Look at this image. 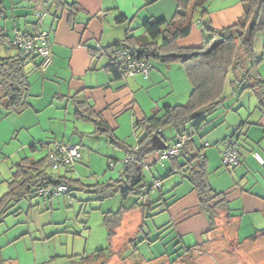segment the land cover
Masks as SVG:
<instances>
[{
  "label": "crops",
  "instance_id": "crops-1",
  "mask_svg": "<svg viewBox=\"0 0 264 264\" xmlns=\"http://www.w3.org/2000/svg\"><path fill=\"white\" fill-rule=\"evenodd\" d=\"M2 1L5 18H0V26L11 36L16 35L17 32L35 33L45 30L49 32L52 43L53 61L45 71H41L36 64L41 60L39 57L27 67L31 83L28 96L30 106L54 105L55 97L69 98L75 105L77 101H87L97 112H101L114 131L117 127V117L121 113L132 111L133 114L139 115L133 123L135 129L136 121L150 117L158 108L160 109L159 104L157 106L151 104L149 109L144 108L145 100L140 98L137 92L146 85L150 86L152 83H160L168 79L167 69L171 70L172 66L160 65L159 71L152 70L149 78L132 74L122 79H115L108 68L109 58L106 55L93 57V50L123 40L127 32L137 35L134 34L135 30L144 31L142 25L148 19H170V15L176 10V0H67L78 1L80 5L74 22L70 21L68 11L54 9L49 0ZM38 11L48 13L44 15L42 23L37 24L35 16L33 20L26 18L23 21L22 17ZM208 12L212 25L215 28H223L234 23L243 14V5L241 0H212ZM120 15H124L125 20L119 21ZM12 25L14 26L10 29ZM194 33L195 35H192ZM203 41L202 30L193 25L191 34L181 38L178 43L180 46L193 47L200 46ZM256 52L264 57L263 49H256ZM258 73L264 78V59L258 66ZM231 96H233L232 100L226 97L225 102L208 117L200 132L194 137L206 157L211 186L216 192L223 193L229 201L228 214L227 211H222L216 219V225H211L208 214L201 209L193 185L188 188V192L178 196V189L175 188L182 182L170 181L171 176L181 169L187 172V166H183L187 159L182 154L173 157L164 156V151L177 143L175 141L173 145H168L165 129L163 135L166 141L163 140L167 143V148L152 152L145 159L143 168L149 167L153 174L158 175L156 178L160 183L158 188L167 187V191L162 193L164 191L162 190L161 193L164 195V201L169 203L167 210L174 221L173 229L179 237L177 240L179 248H182L185 255L197 251L203 245L211 244L212 240L223 234L227 235L231 242L233 240V243H254L253 252L258 259V263L254 262V264H264V164L252 155L253 151H258L264 158V112L253 89L239 90ZM161 98L163 96L158 99ZM1 109L0 199L9 190L8 181L12 177L15 164L24 157L36 159L28 154L25 155L27 143L19 142L24 124L20 122L18 115H12L17 112ZM148 111H151V115H148ZM231 136L239 140L240 156L243 161L242 165L233 169L224 167L220 159L224 140ZM173 137H178L176 129ZM30 144L32 147L37 142L30 140ZM127 147H124L128 151L127 155H131L130 150L135 151L138 146L130 147V150ZM36 149L37 145L32 147V150ZM49 151L50 149L47 154ZM74 167L63 168L58 172L65 173L73 170ZM9 171H11L10 177H8ZM172 183L177 184L171 185ZM54 197L56 196L48 199L40 196L24 198L0 217V263L53 264L58 257H61L52 243L60 231L59 225L63 223L58 212L61 200L71 201L72 195L60 194L57 200ZM171 197L173 199L169 202L168 199ZM123 206L130 207L123 204L120 208ZM131 211L133 210L125 214ZM141 213V218L134 226L135 230L146 221L143 222V214L146 211L142 209ZM123 222L122 219L117 229V236L113 240V255L119 254L120 248L131 244L132 237L121 240L118 234ZM99 249L91 250L89 253L85 251L90 258L84 260V264H101L105 257H96L95 253ZM238 253L242 254L241 251ZM164 257H159L157 261L155 259L148 261L150 264H171L169 258ZM179 257L175 259L177 262L183 260ZM107 264L111 263L108 261Z\"/></svg>",
  "mask_w": 264,
  "mask_h": 264
},
{
  "label": "trees",
  "instance_id": "trees-1",
  "mask_svg": "<svg viewBox=\"0 0 264 264\" xmlns=\"http://www.w3.org/2000/svg\"><path fill=\"white\" fill-rule=\"evenodd\" d=\"M39 1L43 0H35V2ZM49 1L54 9L68 11L70 21H75L80 9L78 1ZM211 1L176 0V10L170 19H148L142 25L143 34L133 35L127 32L123 40L93 50V57L106 55L109 58L108 68L115 79L128 76L127 63L114 58L115 48L123 47L138 60L149 61L150 64L153 58L165 63H182L192 83V91L186 103L166 104L158 108L150 117L136 121L135 128L142 126L145 135L140 139L137 150L129 149L135 156V160L125 162L123 178L115 183L110 182L97 187L98 197L101 200L119 192L123 199L130 195H138V197L130 207L123 206L117 211L104 212L103 221L108 229L109 245L97 250L96 257H104L106 249L112 250L117 229L127 211L139 208L145 210L146 206L152 207L153 201L149 193L153 184L148 188L147 193L143 192L146 186L143 163L152 152L157 151L152 146V136L159 134L166 141L163 130L168 127H174L177 130L178 139L186 136L180 153L187 159L183 166H187V176L197 191L200 207L208 214L211 225H216V219L222 211H227L228 214L229 201L223 193L216 192L211 186L206 157L194 137L200 132L208 117L225 102L228 81L235 92L253 89L259 98L260 108L264 112V78L258 73V66L264 57L257 54L255 47L256 36L264 29V0H241L243 14L234 23L223 28H215L212 25L208 12ZM41 14L40 11L36 12L37 24L43 22L44 17L40 20ZM194 17H197L200 22L204 42L200 46H180L178 41L190 35L193 30ZM0 18H5L2 0H0ZM118 20H125V16L120 15ZM41 31L43 30L35 33L17 32L16 35L11 36L0 26V107L7 111L22 113L30 106L28 96L31 83L27 67L31 62H36L38 57L41 59L39 64L36 63L39 69L43 62L41 56L36 53H26L23 48L15 44V40L19 33L31 37ZM207 32L211 36L205 39ZM76 105L79 117L94 121L97 127L96 132L105 133L113 142H117L114 129L109 126L101 112H97L87 101H77ZM188 127L191 128L190 131ZM231 138L239 141L235 136ZM55 145L50 148L49 153L53 151ZM49 153L39 159L24 157L15 164L12 177L8 181L9 190L0 199V217L24 198L31 199L35 196L50 198L41 194L43 188L66 183L69 190L64 194H67L77 187L79 179L72 176L73 170L65 173L58 172L60 169L73 167L75 163L63 164L59 169H54L49 163ZM141 200L144 201L141 202ZM144 214L143 222L146 219ZM142 224L141 227H143ZM133 240L131 238V244ZM122 249H119V254L122 253ZM110 255L112 256L113 253ZM81 257L82 264L90 258L86 253ZM109 258L106 256L101 264H107Z\"/></svg>",
  "mask_w": 264,
  "mask_h": 264
},
{
  "label": "rangeland",
  "instance_id": "rangeland-1",
  "mask_svg": "<svg viewBox=\"0 0 264 264\" xmlns=\"http://www.w3.org/2000/svg\"><path fill=\"white\" fill-rule=\"evenodd\" d=\"M40 12L42 14H48L46 11ZM28 14L22 17L23 21L26 18L31 20L35 19V17L37 18L36 12ZM173 15L174 13L170 15V18ZM193 24L201 29L197 17L193 18ZM142 33H144L143 30H135L134 34L138 35ZM195 33L192 35H195ZM210 36V33L207 32L205 39H208ZM256 45V49L264 50V29L258 32ZM151 65L154 66L151 68V71H159L160 65H164L165 67L170 65L172 67L171 70L167 69L168 79H164L160 83H152L150 86L146 85L139 89L137 92L138 96L145 100L143 101L145 104L143 105L144 108L149 109L151 104L153 106L159 104L160 107H163L166 103L174 105L186 103L192 91V83L187 76L183 64L180 62L165 63L153 58ZM151 71L149 76H145L142 73L135 74L149 78ZM231 77L232 74L230 75ZM151 81L153 82V80ZM232 93L235 94L237 92L233 90V87L228 81L225 95L229 100H232ZM160 96H163V98L158 99ZM76 106L69 98L63 99L55 97L54 105H31L22 113L12 114L18 115L20 122L24 124L19 136V142L27 143L25 155L28 154L36 159L42 158L56 142L78 145L83 155L81 159L76 161L72 171V176L78 178L79 183L70 193L72 195L71 201L66 199L64 202L61 200V207L58 210L63 223L59 225L60 231L53 239L52 245L58 249L61 257L57 259L55 257L57 261H54L53 264H82L80 256L84 255L85 251L89 253L91 250L107 247L109 238L108 230L103 222V212L108 210L116 211L123 204L131 206L133 202L137 201L138 197V195H131L124 200L119 192L115 193L112 197L101 200L98 197L97 187L110 182L115 183L117 180L123 178L124 163L129 156L127 155L128 151L124 147L128 146L129 149L130 147H135L145 134L142 127L135 129L133 127V123L139 115L137 113L133 114L132 111H126L118 115L117 127L114 131V137L117 141L115 143L105 133L100 134L96 132L97 127L94 121L79 117ZM0 113H2L1 108ZM149 114L151 115V111ZM188 130L190 131L191 128L188 127ZM174 131L175 129L172 127L165 129V134L168 137V145H173L175 141L178 142V137H173ZM30 140L37 142L36 150H32ZM237 143L240 148L239 141ZM224 148L225 146L223 144L221 150H224ZM255 152L259 153L258 151H253L252 155L254 157ZM220 159L223 166L229 169L238 166L230 167L224 164L221 152ZM242 162L241 159L239 165H242ZM5 167L7 168V166ZM143 172L145 177L144 184L146 185L143 188V192L147 193L148 188L152 184L155 186L158 182L156 180L158 175L153 174V171L149 170V167L144 168ZM186 173L184 169H181L178 173L171 176L170 181L182 182L175 188V190L178 189V196L188 192V188L192 186ZM10 175L11 171H9L8 177ZM177 183H172L171 185ZM167 184L169 186V181ZM161 191L165 193L167 187H155L149 193L153 205L152 207H145L146 221L142 225L143 227H138L139 229L136 228L137 230L134 229L137 221L142 216V209L133 210L124 215V222L118 234L121 236V240L129 237H132L134 240L128 247L122 249L121 254L111 256L110 254L114 250L106 249L104 257L107 256L109 258L111 256L109 258L111 264H150L148 260L155 259L157 261L159 257H164V255H167L164 258H169V263L171 264L258 263V259L253 252L254 243H233V240L231 242V239L223 234L212 240L211 244L203 245L197 251L194 250L185 255L182 248H179L180 245L177 241L179 237L176 236L173 229L174 221L169 214L170 212L167 210V204L169 203L164 201V195H162ZM150 198L146 199L149 200ZM54 199L57 200L59 198L56 196ZM172 199L173 197L169 198L168 201L170 202ZM143 201L141 200V202ZM145 238L146 240H144ZM216 251L217 253H214ZM239 251L242 252L241 255H239ZM178 256L183 260L177 262L175 259Z\"/></svg>",
  "mask_w": 264,
  "mask_h": 264
},
{
  "label": "built area",
  "instance_id": "built-area-1",
  "mask_svg": "<svg viewBox=\"0 0 264 264\" xmlns=\"http://www.w3.org/2000/svg\"><path fill=\"white\" fill-rule=\"evenodd\" d=\"M44 17V14L40 15V20ZM15 44L26 53L32 54L36 53L42 57L43 62L41 63L40 68L46 70L53 61V54L51 49V40L49 38L48 31H41L37 35L31 37L25 36L21 33L18 34ZM114 58L118 59L120 62L127 63L128 65V75L135 73H142L145 76L150 75L151 64L149 61H140L131 54V52L123 47H117L114 50ZM186 141V136L181 137L178 142L169 147L164 151L165 157L177 156L181 153V148ZM224 150H222V159L224 164L234 167L240 164L241 158L239 155V144L235 138H227L224 140ZM257 160L264 164V158L260 153H254ZM82 154L80 147L78 145H70L64 142L56 143L53 151L49 153V163L54 169H59L63 164H74L81 158ZM135 159L133 154L129 155L126 159V162H131ZM160 183H156L155 187H159ZM69 190V186L66 183H60L50 188H43L41 194L46 197L58 196L64 194Z\"/></svg>",
  "mask_w": 264,
  "mask_h": 264
},
{
  "label": "water",
  "instance_id": "water-1",
  "mask_svg": "<svg viewBox=\"0 0 264 264\" xmlns=\"http://www.w3.org/2000/svg\"><path fill=\"white\" fill-rule=\"evenodd\" d=\"M152 146L158 150H164L167 148V143L159 134H154L151 138Z\"/></svg>",
  "mask_w": 264,
  "mask_h": 264
}]
</instances>
